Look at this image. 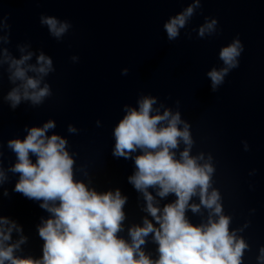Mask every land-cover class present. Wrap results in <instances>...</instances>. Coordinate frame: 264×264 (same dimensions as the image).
<instances>
[{
	"label": "clouds",
	"instance_id": "1",
	"mask_svg": "<svg viewBox=\"0 0 264 264\" xmlns=\"http://www.w3.org/2000/svg\"><path fill=\"white\" fill-rule=\"evenodd\" d=\"M202 2L190 0L186 8L164 23L168 41L180 36ZM40 24L57 40L72 27L69 21L49 15H41ZM217 30V19L206 17L196 31L204 38ZM9 31L7 18L0 16V69L7 65L8 80L13 85L3 100L13 110L22 102L37 107L52 95L45 78L55 71L53 60L43 51H32L29 43L17 45V58L4 46L10 43ZM243 51L239 37L220 49L223 67H213L206 73L212 92L239 67ZM33 57L35 63L30 62ZM71 59L76 62L79 58ZM128 72L124 68L121 74L126 76ZM176 103L179 105V101ZM157 105L158 99L152 95H141L136 106L125 104L124 115L113 130L112 154L134 160L135 171L128 182L142 194V211L147 213L142 226L127 229L130 239L119 236L125 230L124 206L128 198L119 189L100 193L76 179V161L68 150L69 141L53 131L57 126L55 120L25 126L23 139L8 140L7 147L15 154L16 162L5 170L0 160V187L8 182V173L18 174L14 191L42 201L40 207L50 216L42 218L38 225V235L43 240L42 258L17 255L28 237L15 221L0 216V264H243L244 253L250 246L238 233L248 224L231 228L232 217L224 213L221 193L213 187V156L203 152L192 155L195 141L191 125L182 119L179 110L173 111L162 103ZM96 123L100 126V121ZM67 131L76 134L78 129L69 124ZM243 144L248 151V143ZM138 151L140 154L133 156ZM31 156L36 157L35 163ZM149 189H154L156 195ZM3 194L8 195L6 190ZM170 194L175 195V201L161 208L157 197L164 199ZM193 198L199 202H193ZM189 211L201 217L206 212L207 216L196 225L190 222ZM14 232L18 239L13 240ZM150 235L158 246L155 259L144 250ZM257 261L264 264V246L259 249Z\"/></svg>",
	"mask_w": 264,
	"mask_h": 264
}]
</instances>
